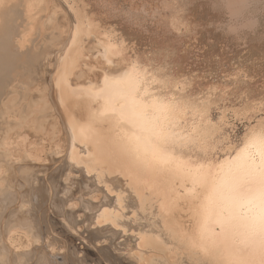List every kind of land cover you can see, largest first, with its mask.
I'll return each mask as SVG.
<instances>
[{
	"label": "bare ground",
	"instance_id": "bare-ground-1",
	"mask_svg": "<svg viewBox=\"0 0 264 264\" xmlns=\"http://www.w3.org/2000/svg\"><path fill=\"white\" fill-rule=\"evenodd\" d=\"M117 1L5 0L4 6L0 7V174L8 173L9 179L17 174L25 175L24 182L30 189L31 198L35 199L36 193L42 195L41 202L38 205L35 203V209L44 210L49 197L52 209L57 213V216L51 215L52 222L59 227L57 231L60 233H56L61 236L64 243L63 248L57 252V247L53 246L56 242H52L56 229L47 231L49 229L47 228L43 230L47 231L43 234L41 231L43 227L42 229L40 226L37 227L39 222L36 224L37 218L34 219L35 216L30 213L34 208L27 212V209L17 207L18 198L23 196L21 189L16 188V191H13L10 185L3 188L0 186V264H264V117L257 116L260 113L264 114V99L259 100L257 105L252 104L253 102L252 105L245 103L246 108L254 111H246V115L253 113L248 116L244 115V110L241 111L244 114L239 113L247 117L241 115L250 122L239 142L234 143L228 134L231 123L227 124L226 113L222 114L219 121H215L210 113L217 97L215 101L206 98L205 92L203 93L205 98L197 100L198 97L196 99L195 95L185 92L188 82L179 81L165 70L167 68L165 62L163 64L166 68L163 64L153 65V62L147 64L145 61L143 63L129 60L125 63L124 55L127 47L123 40L107 34L103 37L96 36L95 32L101 27L97 24L96 12L100 10L101 14L102 10L114 11ZM218 1L216 0L217 4ZM253 1L223 0L221 2L229 9L231 4L236 5L238 8L234 13L239 14L244 12L245 6L250 7ZM154 2L155 0H141L140 6L136 5L138 3H130L129 9L126 7L128 5L119 8L123 11L122 9L126 7L127 12L133 14V18L140 12L146 13L145 17L151 16L154 22L156 20V25L152 23L155 26L150 25V28L156 27L155 35L167 30L169 35L173 33L178 35L176 37H182L186 34L183 29L188 31L193 27L194 23L190 21V15L187 19L184 18V14L182 15L187 10H183V0H162L159 5ZM201 3L204 6V0ZM209 4H207L209 8L205 4L207 6L205 9H212ZM195 5L194 9L197 7ZM218 6L224 8L222 4ZM253 10L255 9L252 8ZM223 11L219 12L222 16L226 13L224 11L222 14ZM245 11L251 10L245 9ZM204 12L202 11L203 14ZM123 13L126 14L125 10ZM219 13L216 11V15ZM254 13L253 11V15ZM246 14L248 16L249 13ZM185 15L188 16L187 12ZM229 15L230 13L227 15L228 18ZM140 17H143V14ZM145 17L141 18L144 21L140 22H146L148 25L150 19L147 22ZM197 19L198 17L194 20ZM214 19L212 20L215 23ZM224 20L220 21L224 22ZM125 21L128 22V19ZM208 22L210 24L211 19ZM50 23L54 25L49 26V28L53 26V30L48 28ZM129 23L131 24V19ZM205 23L207 24V21ZM202 25L197 26L202 28ZM137 27L140 29L139 26ZM205 28L201 30L204 31ZM214 28L212 30L215 33L219 28H215L216 30ZM228 28L230 29L226 27L225 30ZM33 30H36L35 34L33 33L36 36L31 39ZM48 30L54 32L50 31L51 33L47 34ZM244 30L240 29L242 32ZM196 31L197 29L194 32ZM220 31L224 34V31ZM229 31H232L231 35L235 32ZM194 32L191 33L196 36ZM168 33L162 35L166 36ZM209 34L213 37L212 31ZM209 34L205 33L207 37ZM244 34L247 35L246 32ZM226 35L225 32V37L229 34ZM158 37L160 36H156V39ZM202 37L199 35V38L197 36L192 39L200 41ZM43 39H48L51 43ZM182 39L185 41L184 37L181 41ZM44 41L48 45L44 46ZM180 42L178 41L177 44ZM14 46L25 51L24 48L27 47L30 50L34 47L53 48L50 53L47 49L46 54L43 50L41 53L39 49L41 54L37 53L39 57L45 54L41 57L44 58V62L40 63L39 68L43 73L42 76L50 75L48 80H51L49 84L54 90L52 93L65 114L64 124L57 119L59 116L56 118L58 126L54 125L56 132L53 133L55 134L53 139L57 138L56 141L54 140L55 143L62 148L60 152L55 153L61 155L57 156L58 160L62 159L59 161L61 167L58 171L60 168L66 171L64 182L77 181L75 185L80 187V191L88 185L96 188L95 191H89L90 193L87 191V194H79L77 198L82 208L72 209L64 203L61 204V201V205L55 204L50 194L47 195L48 191L44 192L41 188L34 189L33 186L39 182L37 183L35 178V185L32 183L33 175L40 172L39 167L46 160L35 154L33 152L35 150H26L25 143L14 141V137L12 138L21 128L17 118H23L25 111L27 114L31 111L29 105L25 107L27 110L16 106L20 101L24 107L25 102L24 104L21 102L23 99L21 93L17 95L19 88L15 86L16 84H11V79L17 78V81L21 76L19 78L16 76L22 74L26 68L21 73L23 68L16 67L18 63L15 62L17 65L14 67L21 71L15 69L16 72H13V67V71L7 67L11 73L17 74L16 76H11V73L9 74L4 68V64H10L11 68L15 57L20 55L19 52L16 53L17 49L12 48ZM190 47L186 49L188 53ZM36 49L34 48V52L37 51ZM22 50L21 52L24 53ZM34 55L30 57L35 58L36 62L33 60L35 66H40L39 58ZM20 56L22 58V55ZM89 58L93 60L92 65L94 63L102 66L100 68L102 73L96 75V79L89 78L94 72V66L89 67ZM22 59L20 63L24 65L27 59H23L24 63ZM29 60L31 59L27 61ZM16 61L18 62L17 59ZM35 70L37 71L34 69L29 71L31 76L33 71L41 73L39 69ZM38 74L34 75L38 76ZM42 76L40 74L39 78ZM31 78L38 79V77ZM48 80L45 79L44 83L47 84ZM21 81L23 83L22 79ZM33 81L31 83L34 84ZM24 85L23 83L22 86ZM36 85L35 87L39 86ZM22 89L25 90L24 87ZM214 95L215 93L212 98ZM52 102L54 101L48 104V113H52L51 106L55 108ZM254 116L257 121L251 122ZM16 128L12 136L7 135ZM30 129L32 128L29 126ZM25 133L23 130L22 134ZM62 171L60 174L63 173ZM1 180L0 177V183ZM119 187L125 189L119 190ZM91 195L92 198L89 197ZM93 195L103 197L100 201H96L93 200ZM102 210L113 224L93 227L91 221ZM45 223L50 224L49 221ZM49 232H53L52 235H49ZM76 238L81 239V243L78 241L79 246L75 245ZM118 240L121 242L119 243ZM40 242L43 245L39 246Z\"/></svg>",
	"mask_w": 264,
	"mask_h": 264
},
{
	"label": "rangeland",
	"instance_id": "rangeland-1",
	"mask_svg": "<svg viewBox=\"0 0 264 264\" xmlns=\"http://www.w3.org/2000/svg\"><path fill=\"white\" fill-rule=\"evenodd\" d=\"M120 1H122V2H120ZM127 1L128 0H119V2L117 1L116 4L114 2L115 7L117 8V10L115 8L114 11H109L108 10V12H107V10L104 11V10L101 9L102 11H104L103 13L101 11V14H102L103 17L100 14V10H98L96 12V15L94 14L95 15V18L97 20V24H99L101 26L95 32L96 33V36H98V37L102 36L103 37L104 34H107V35H110V36H112V37H114L116 39L123 40L125 42L126 47H127V50L125 51V55H124V57H125L124 58L125 63L127 61H129V60L143 62V63L145 61L147 64L153 62L152 63L153 65L154 64H157V65L159 64L160 65V64H163V62H165L166 65H167V68H166V65L163 64L165 66V68H166L165 70L168 73H170L171 76L175 77L179 81H183V82H186V83L188 82L186 84L187 86H186V91L185 92H188L189 94L195 95V98L196 99L198 97L197 100H202L206 96V98L209 97L210 99H213L215 101V99H216L215 97H217V101L218 102L220 101V102L218 103L217 101H215L216 104L214 102V104L212 105L213 107L211 106L212 108L210 110V113H211V115H212V117H213V119L215 121H219V118L222 116V114L223 113H226L225 114V117H227L226 118V122H227V124H230L231 123L229 125L230 126L229 127L230 129H228V131H229L228 134L231 136L232 141L234 143H238L239 140L241 139V137L243 136L246 128L249 126V122L250 121H247V119H245L247 117H245V116H248V115L253 114V113H248V115H246L247 114L246 111H248V112L254 111V109L250 110L251 108L250 109L249 108H246L245 107V103H247V104L249 103V105H252V104L257 105L258 102H260L259 100H262L263 101V99H264V0H262V1L261 0H257V2L259 1L258 2L259 5L257 4L256 0H254L255 2L253 1V3L250 4V7L245 6V8L243 10L244 12H240L239 14L238 13H234V11L238 8V7H236V5L231 4L232 5V6L230 5L231 6V9H229V7H226L225 8V4H223V2H221L223 0H221L220 2L217 0L219 2V4L216 3V0H213L217 4V6H216V4L212 0H207V1L204 0V2H205L204 3V6H203V3H201V1L203 2V0H201V1L196 0V2H195V0L194 1L193 0H191V1L188 0L186 2H185V0H183L184 2H182V7L184 8L183 10L187 9L185 11L187 12L188 16L185 15V13H186L185 11L182 13V15L184 14L183 16L186 19L190 15L191 18L190 17L189 18L191 20L189 18H188V20H190L191 22L193 21L192 23H194L192 25L194 28L193 27L192 28L190 27V29L188 31H185L183 29V31L186 33V34L184 33L185 35L182 36V37L185 38V41H184V39H182V41H181V38L182 37H176L178 35H175L174 34L175 35L174 36L173 33H170L173 36L172 35H169V33L167 32V30H166V32H164V33H168V34H166V36L162 35V34H164V33H162L163 31L160 32L162 34H160V33L158 34L157 33L158 35H155L156 34V32H155L156 27H153L154 28L153 29L152 26L154 24L156 25V23H155L156 20L154 22L153 21L154 19L152 20L151 19L152 17L149 16V15H146V17H147L146 18L144 16L146 13H142V12H140L139 14L141 16L143 14V17H140V15L137 13V14L134 15V18H133V14H130L129 12H127L128 9L130 8V5L133 4V3L134 4L138 3L136 5L140 6L142 4L141 3V0H133V2H132V0H129L128 2ZM210 1H211V3H210ZM155 2H157L156 4L159 5V4H161L162 0H158V1L155 0ZM194 2H195L196 5L194 4ZM199 2H200V4H199ZM119 3H120L121 6L120 5L117 6V4H119ZM212 3H213V5L215 4L214 6H215L216 9L218 8L217 10L215 9L217 11V13L222 12L224 9H225L224 11L226 12L227 9H229L228 12H226L225 14H227V13L229 14L230 13L231 16L229 15V17L231 19L233 18V20H231L230 18H228V16H227L228 14L225 15L224 14V11H223L222 14H224L225 17H224V15L222 16L221 13L218 14L219 16L216 15V11L214 10ZM260 3H262L263 5L260 4ZM205 4L206 5L209 4L210 7H212V9L211 8H210L211 10L205 9L208 6V5L206 6ZM221 4L224 6V8L222 7L223 9L222 8H219L221 6H218V5H221ZM124 5L125 6L128 5L129 7L126 6L128 9L126 7H124L125 9H122L123 11H121L120 8L121 7L123 8ZM194 5L197 6V7H195V9H194ZM198 6H199V8H198ZM226 6H228V5H226ZM255 6H257L258 9ZM262 7H263V9H262ZM207 8H209V6ZM252 8L255 9V10H253L255 12L254 15H253ZM190 9H191V11H190ZM197 9H198V11H196ZM203 9H205V12H204ZM245 9L246 10H251L252 11V14H251V11H248L247 12V11H245ZM124 10H125L126 14L125 13L122 14V12H124ZM194 10L196 11L197 14L195 13ZM200 10H201V12H199ZM202 11L205 14H203ZM256 11H258L257 12L258 14L256 13ZM109 12L111 14L112 13L113 14L111 15ZM119 12L121 13V15H120ZM246 13H249L248 16H247ZM193 14L195 16L194 18H193ZM122 15H124V17ZM211 15L212 16L215 15L218 19H216L215 16L212 17ZM220 15L223 17L222 19H221ZM116 16L118 18H116ZM127 16H128V18H127ZM135 16H138V18L137 17L135 18ZM201 16H203L204 18L201 17ZM209 16L212 17V18H210ZM244 16L247 19H245ZM108 17H111V18H108ZM144 17H145V21L147 19V22H148V20L150 19V20H152V22L149 20V23H147L148 25H146V22H140L141 20L144 21L143 19H141V18H144ZM197 17H198L199 21H198V19L197 20H194ZM250 17H252V18L250 19ZM213 18L216 19V20L214 19L215 23L212 20ZM126 19H128V22L125 21ZM130 19H131L132 26L129 23L130 22ZM210 19H211L210 24L212 23L211 26H210V24L208 22V20L210 21ZM219 19L220 20L225 19V20H224V22H221ZM226 19L228 20V22L226 21ZM133 20H135V21H133ZM204 20L207 21V24L205 23L206 21H204ZM229 20H231V21H229ZM197 21L199 22L198 24H200V26L203 24L202 25V28L200 26H197L198 25L197 24ZM247 21H248V24L250 22V24H249L250 27L248 26ZM134 22H135V24H134ZM195 22H196V25H195ZM216 22H217V24H216ZM127 23H129L130 26H129V24L128 25H125ZM152 23H154V24L152 25ZM219 23H221V24H219ZM222 23L223 24L225 23V24L223 25ZM232 23H234V24L231 25ZM213 24H216V25L213 26ZM226 24H227L226 27H230V29L228 28L227 30H225L226 29V27H225ZM51 25H53V23H50V25H48V28H49V26L51 27ZM134 25H135V29H134ZM145 25H146V27H144ZM150 25H152L151 26L152 29L150 28ZM228 25H231V26H228ZM53 26H52V28H49V29H52L53 30ZM137 26H139L140 29ZM195 26H197V28H195ZM204 26H206V28ZM212 26L215 27L216 29L219 28L217 30L218 32L215 31V33H214V30H212L213 29ZM222 26L225 27V28H223ZM234 26H236V27H234ZM237 26H238V28H237ZM130 27H132V28H130ZM145 28L148 31H146V30L144 31ZM200 28L201 29H204L205 28V30L203 31ZM244 28H245V30H244ZM248 28H253V29H249L248 30ZM191 29L194 30V31L197 29V31L194 32ZM206 29H207V31H206ZM240 29H242L244 31L242 32V31H240ZM52 30H48V33L47 34H49L50 31L52 32ZM149 30H151V31H149ZM199 30L201 32H198ZM220 30L224 31V34ZM228 30H233V32L234 31L235 32L232 33V35H231V32L232 31H229L230 32L229 33ZM211 31L213 32V37L211 36L212 34H209ZM236 31H237V33H236ZM247 31H248V33H247ZM35 32H36V30H33L32 31V34L33 33L35 34ZM149 32L151 33L152 37H151V35H150ZM191 32H194L195 33L194 35H196V36H193L192 35L193 33H191ZM207 32L209 34L208 37L206 36L207 35ZM216 32H217V34L219 36L216 34ZM225 32H226L227 35L229 34L228 36L226 35L227 37L224 36L225 35ZM244 32H246L247 38H244V37H246L245 34H244ZM190 33H191V35H190ZM205 33H206V35H205ZM34 34L32 36L29 35V36H31L30 37L31 39H34L35 38L36 35H34ZM199 35H200V37L203 36L202 37L203 39H204L205 36L206 37H205L204 40L201 38L202 41L201 40L199 41L197 39L196 40H193L197 36L199 38ZM241 35H242V38L244 40L241 38ZM29 36H27V38H29ZM156 36H160V37H158L160 39L159 40H158V38L156 39ZM162 36H164V38H162ZM238 36L242 40L240 38L238 39ZM169 37H172V38L169 39ZM187 37H189L191 39L188 38V40H187ZM179 38H180V40H179ZM229 38H230V40H229ZM43 40H45V39H43ZM190 40L192 42L191 43L192 45L190 44ZM238 40H240V41H238ZM45 41H48V43H51V42H49L48 39L45 40ZM50 41H52V40H50ZM154 41H156V42H154ZM173 41L176 44H174ZM176 41L177 42L178 41L179 42L181 41L182 43L180 42V43L177 44ZM44 42H43V45L44 46H45V44L48 45V43H46V42L44 43ZM188 42L191 45V47L192 46L194 47V51H195L194 53H193V47L191 48L190 45L188 44ZM40 43H42V41ZM157 43H158V45H157ZM159 43L161 44L162 48H161V46H160ZM181 45H182V47H181ZM186 45L187 46L189 45L188 47H190V49H191L190 52H189L190 54L188 53V51H186V49L188 47H186V48L184 47ZM163 46H164V48H163ZM176 46H177V48H176ZM12 48L13 49L14 48L17 49V50H15V51H17L16 53L19 52L18 54L22 55V58L23 59L25 58V54H26V58L24 60L31 59L29 61L26 60L25 61V64L23 65L22 63H20L22 58H20L21 56L19 55V57H15V60H13L12 63L13 64L18 63V65H20V66H18L17 64H15V65L12 64V66L10 68V64H4V68L6 70H8L7 69V67H8L9 69H11L13 71V69H12V67H13L14 68V71L13 72L21 71V70H18L16 67H19V69H20V67H21V69L23 68V70L21 71V73L26 68V70L23 72L25 75L23 73L20 74L19 72H17L20 75H17L16 74L17 75L16 76L13 72L11 73V70H8V71H9V74L11 73V76L12 75H15L18 78L21 76L18 79L20 81H18V80L16 81L17 78H15V80L12 78L11 79L12 83L10 82L12 85H15L16 84L15 86H17V88H19V91H18L19 93L17 95H20V93H21V95H20L21 98L25 99V101H24L23 99L20 98V96H18L21 99V102L23 104L25 102V104H24V107H23V105H21L20 104V101H19L16 106H19L20 109L27 110L26 109L27 108L26 105L27 106L29 105V108H30L31 111H30V114L28 113L29 114L28 115L27 114V111L24 110L25 111V114L23 116H25V117L22 118V117L19 116L20 118H17L18 119V122H19L18 125H21V128H19L18 130H17V128L16 129H13L11 132L7 133V135L12 136L13 133L16 132V130H17V132H18V133H16L17 135L14 134L12 136V138L14 137L13 140L14 141H21L22 143H25L26 150H29V151L35 150V151H33V152H35V154H38V155L42 156L43 157V160H46V161H44L43 164H41V167H39L40 172H37L36 175L34 174L35 176L33 175V178L30 177V178H32V183L34 185H35V178L37 179L36 182L37 183L39 182L38 184H36V186H33V184H32V186L34 187V189L41 188V189H44V192L48 191L47 192V195L50 194V197H52V201L55 204L61 205V204L64 203V205L66 204V206H67L69 204H75L76 203L78 205V208L76 207L77 209L82 208L81 207L82 205L79 206V204H81L78 201L79 194H81V195L82 194H85L87 191H88V193H90L92 191H95L96 188L94 189L92 186H89L88 185V186H86L87 188L85 187L83 190L80 191V187H77L76 186L77 185V181H74V182H68L67 181L68 182V184H67V182H64V180L66 181V178H65L66 177L65 176L66 175L65 174L66 171L65 172H64V170L62 171L61 168H60V171H58L59 167H61L59 161H61L62 159H59L58 160L57 159V156L60 157L61 155H58V154L56 155L55 153L60 152L62 150V148H60V145H58V144L55 143V141L57 140V138H54L53 139V136L55 135L53 133L56 132V128L55 127L58 126V125H56V122L58 121V120L56 121V118L59 116L57 119H59L60 122L63 121L62 123L64 124L65 114H64L63 110L61 109V107L57 104L56 99H55V96H54V93H52V92H54V90H52L53 88L50 87V84H51L50 81L51 80L50 81L48 80L50 75L49 74L48 75L45 74L46 76L45 75L42 76L43 73H42V71L39 68V67H41V64H42L41 62H44V58H41V57H44L45 54L47 53V51H48V53H50L49 51L52 52L53 51L52 50L53 48L46 46V49H47V51H46V49H44L45 47H41L42 49H39L40 47H34V48H37L36 49L37 51L35 50L36 52H34V48H32V47H29V48H32L33 50L28 49V47L27 48H24V49H26V51L25 50H22L18 46H14ZM18 48H19V50H18ZM38 49H39L40 52L43 50V52H45V54H42L39 57V54L38 53H40V52L38 51ZM158 49H160V50L163 49L164 51L161 50V52H162L161 53L160 50L158 52ZM21 50L24 53L25 52H27V53L24 54V53L21 52ZM28 51L30 52V54H29ZM54 51H55V49H54ZM33 52L34 53H37L38 52L37 53L38 56H36L37 54L34 55ZM156 53H158L159 55L156 54ZM201 53H202V55H201ZM23 54H24V56H23ZM193 54H194V56H193ZM195 54H198L199 56L198 55H195ZM30 55L31 56L34 55L36 58H39V61L40 62L38 61V64L40 66H35V64H36V63L34 64L35 58L33 59L32 57H30ZM195 56H196V58H195ZM200 56H201V58H200ZM16 59L18 60V62L16 61ZM24 60L22 61L23 63H24ZM32 61H33V64H32ZM92 61L93 60L91 58H89V61H88L89 67L90 66H94V72L91 74V76L89 78L96 79L97 78L96 75L98 76L100 73H102V71L100 69L102 66L101 65H96L94 63L92 65ZM25 65L27 67H25ZM29 65H31V66L33 65V67L35 66L34 68L33 67H31V68H33L34 71H37L35 69H39V71L41 73L34 72L33 71L32 72V76H31V73L29 71L30 70L32 71L33 69H31L29 67ZM14 66H16V67H14ZM28 67H29V69H27ZM116 67H118V66H116ZM15 69H16V71H15ZM26 72H27V74H26ZM28 72H29L30 76H29ZM35 73H36V75L39 73L38 76H35L34 75ZM40 74H41V76H42L43 79L41 77L39 78ZM22 75H24V76H22ZM31 77H38V79L37 78H34L33 79ZM21 79L23 80V83L25 84L24 86H22L23 83H21L22 82ZM39 79L41 81H39ZM45 79L48 80L47 84L44 83L45 82L44 81ZM32 81L35 82V83H37L39 86L36 85L35 83L34 84L31 83ZM241 81L242 82L244 81V82L242 83ZM29 82L32 85L29 84ZM17 83L19 84V86H18ZM20 83H21V85H20ZM189 83H191L192 85L191 84L189 85ZM26 84H28V85H26ZM45 84L48 86V88L50 87L49 88L50 91H49L48 88H46L47 86ZM35 85L38 86V87H35ZM28 86H29V89H28ZM23 87H24L25 90L22 89ZM30 87H32V90L31 91H30ZM39 87H41V88H39ZM210 88H211V90H210ZM39 89H40L41 92L38 91ZM217 90H218V92H217ZM46 91L49 92V94ZM221 91H222V93H220ZM203 93H205L206 95L203 94ZM213 93H215V95L212 98ZM216 93L217 94L219 93V94L217 95ZM22 95H24L25 97L22 96ZM27 95H28V97H27ZM29 95L31 96L30 98H29ZM202 95L203 96L205 95V96L203 97ZM27 98H28V100L26 101ZM222 99H224V100H222ZM47 100H50V101H47ZM51 101H54V102H52L53 103L52 105H55V108L50 105L52 109L50 107L49 108L52 110V113L51 112L48 113V104L49 103L51 104ZM221 101H222V104H221ZM33 102L34 103L37 102V103L34 104ZM31 103H33V105H31ZM30 106L31 107L33 106L34 109H33V107L31 109ZM56 107H57V109H56ZM53 108L57 112L54 111ZM14 109L17 110L18 107L17 108L14 107ZM246 109H248V110H246ZM12 110H13V108H12ZM41 111H43V113ZM53 111L56 112V114H58V115H56ZM241 111L245 112V114L243 112H241ZM240 112L245 115V116H243L241 114L245 118H242V116L239 114ZM50 114H51V116H49ZM34 116H35V118H34ZM257 116H258V118L259 117H264V114L263 113H260ZM36 117L38 119L40 118L39 119L40 121L38 119H36ZM19 120H22V121H19ZM29 121H31V122H29ZM256 121H257V119L254 116L253 119H251V122H256ZM36 123H38L39 125L41 124V125L39 126ZM36 125H37V129H36ZM54 125H56V126H54ZM29 126L34 131L32 129L29 130ZM23 130H24V133L26 131L25 134H22L23 133ZM50 130H51V132H50ZM19 132H21V133H19ZM16 139H18V140H16ZM61 171L64 173V175H63V173L60 174ZM8 175H9L8 173H2V174H0V177L2 179L1 180V183H0L1 188L7 187V186L10 185L12 187L13 191H16V188L17 189H21V192L23 193V196L20 197V198H18V196L16 194V198H18L17 207H23V208L27 209V212L30 209L32 210L34 208V211H32L30 213L31 214L33 213L32 214L33 217L35 216L34 219L37 218L36 219L37 220L36 221V224H37V222L40 223V224L38 223L37 227L39 228V226H40L41 229L43 227V229L41 230L42 233L43 232L46 233L47 231H51L54 228L56 229V230H54V232H55V234H53L54 241H52V242L53 243H55V242L57 243V244L56 243L53 244V246H54V248L57 247L56 248L57 249V252L60 251L61 248H63V245L62 244H64V243L62 241V238H60L61 236L58 234L60 232L57 231L59 227L54 222H52L53 217L54 216H57V213H56V210L52 209L53 207L50 204L51 201L48 200L49 197L47 198V202L44 205V210L38 209V208L35 209L36 205H38L41 202L42 195H39V194L36 193L35 199L31 198V193H29V190L30 189H29V187L27 185H25V182H24L25 181V175L17 174L15 177H12L11 179L8 178ZM58 176H59V178H58ZM60 177H61V179H60ZM52 181H54V182H52ZM54 183H56L57 185L54 184ZM91 183H92V181H91ZM123 188L125 189V187H123ZM123 188H120L119 190H122ZM38 196H39V198H38ZM89 197L92 198V195L89 196ZM102 197H103L102 195L94 196L93 200L100 201ZM36 201H38V202H36ZM60 201H61V204H60ZM35 203H36V205H35ZM76 208H72V209H76ZM47 209H48L49 214L47 212ZM44 211H45L46 214L44 213ZM36 212H37V214H36ZM47 214H48V216H47ZM42 215H43V217H42ZM51 215L53 217H51ZM42 218H44V220ZM45 219H46V221H45ZM47 220L50 222V224L48 223ZM45 222H47L48 224H46ZM41 223H44V224H41ZM45 225H46V227H45ZM48 225H49V227H48ZM50 227H52V229ZM47 228H49V229L47 230ZM43 230H47V231H43ZM56 232H58V233H56ZM52 233H50L49 235H52ZM85 236H88V235L85 234ZM58 238H60V239H58ZM79 239L76 238V241H75V245L76 246H79V244L81 243V239L80 240ZM120 240L122 241V239H120ZM120 240H118L119 243L121 242ZM57 241H61L62 243L61 242L58 243ZM78 241H80V243ZM41 245H43V243L40 242L39 246H41ZM47 248H46V250H48ZM69 264H71V263H69ZM105 264H107V263H105Z\"/></svg>",
	"mask_w": 264,
	"mask_h": 264
},
{
	"label": "snow or ice",
	"instance_id": "snow-or-ice-1",
	"mask_svg": "<svg viewBox=\"0 0 264 264\" xmlns=\"http://www.w3.org/2000/svg\"><path fill=\"white\" fill-rule=\"evenodd\" d=\"M4 3H5V0H0V7H3ZM73 163H75V161H73ZM68 207L76 208V207H78V205L77 204H69ZM104 224H113V221L106 218V216L103 214V210H102L91 221V225L93 227H102ZM202 251H206V249H202Z\"/></svg>",
	"mask_w": 264,
	"mask_h": 264
}]
</instances>
